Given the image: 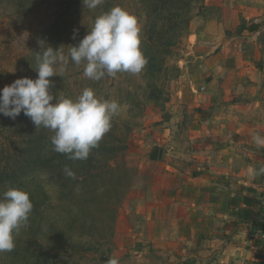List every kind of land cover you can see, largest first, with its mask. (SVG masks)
Returning a JSON list of instances; mask_svg holds the SVG:
<instances>
[{
  "label": "rangeland",
  "instance_id": "374dc122",
  "mask_svg": "<svg viewBox=\"0 0 264 264\" xmlns=\"http://www.w3.org/2000/svg\"><path fill=\"white\" fill-rule=\"evenodd\" d=\"M115 6L138 19L145 69L93 81L70 61L63 77L49 78L54 96L75 99L92 88L121 105L87 160L54 152L53 133L23 112L15 120L0 114V193L23 189L34 204L0 264H209L212 246L182 187L197 155L248 119L246 102L227 100V0H104L94 10L82 0H0V90L37 78L40 41L78 46ZM258 8L239 11L247 18L232 29L245 24L249 33ZM155 149L163 160L151 158Z\"/></svg>",
  "mask_w": 264,
  "mask_h": 264
},
{
  "label": "clouds",
  "instance_id": "9594fccd",
  "mask_svg": "<svg viewBox=\"0 0 264 264\" xmlns=\"http://www.w3.org/2000/svg\"><path fill=\"white\" fill-rule=\"evenodd\" d=\"M103 2L82 0L89 10ZM141 44L137 17L120 6L96 17L78 46L53 48L40 41L42 50L36 53L37 78L17 79L0 90V114L15 120L23 112L37 129L43 127L53 133L50 140L54 152L73 161L87 160L111 130L121 105L114 99L98 96L92 88H85L75 99L54 96L51 91L54 84L49 78L63 77L70 61L77 67L83 66L84 77L93 81L115 78L118 73L138 75L148 64ZM252 140L258 148L264 147V136L256 134ZM259 171L264 173V168ZM64 172L76 179L71 168L66 166ZM30 195L17 188L0 193V253L12 252L21 229L28 226L34 209ZM107 264L119 261L109 258Z\"/></svg>",
  "mask_w": 264,
  "mask_h": 264
},
{
  "label": "crops",
  "instance_id": "0c3cea01",
  "mask_svg": "<svg viewBox=\"0 0 264 264\" xmlns=\"http://www.w3.org/2000/svg\"><path fill=\"white\" fill-rule=\"evenodd\" d=\"M250 5L259 7L260 18L252 23L258 31L251 33V25L248 33L245 24L243 32L232 29L241 14L247 16L239 11ZM227 11H234L227 17V100L246 102L241 116L248 119L213 152L197 155L182 191L197 208L202 234L212 246L206 262L264 264V173L259 171L264 147L252 140L256 134L264 136V0H227ZM157 152L151 158L163 160Z\"/></svg>",
  "mask_w": 264,
  "mask_h": 264
},
{
  "label": "trees",
  "instance_id": "16d2710c",
  "mask_svg": "<svg viewBox=\"0 0 264 264\" xmlns=\"http://www.w3.org/2000/svg\"><path fill=\"white\" fill-rule=\"evenodd\" d=\"M258 31V26L257 25H252L251 27H250V32L251 33H255V32H257Z\"/></svg>",
  "mask_w": 264,
  "mask_h": 264
}]
</instances>
